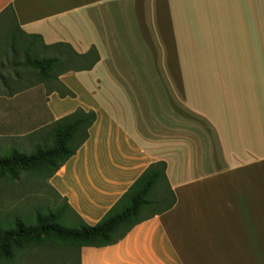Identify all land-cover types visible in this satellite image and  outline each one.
Here are the masks:
<instances>
[{
    "label": "crops",
    "instance_id": "1",
    "mask_svg": "<svg viewBox=\"0 0 264 264\" xmlns=\"http://www.w3.org/2000/svg\"><path fill=\"white\" fill-rule=\"evenodd\" d=\"M141 1L0 0V145L29 152L50 140L53 122L77 109L94 112L87 140L48 179L74 219L90 226L151 164L165 163L173 207L113 245L81 247L80 264H264V206L222 223L234 207L222 173H205L218 166L219 132H205L200 121L191 132V114L205 119L206 86L191 93L187 39L160 31L175 19L129 15ZM92 48L93 67L58 82L31 66L59 50ZM65 90L72 96H61Z\"/></svg>",
    "mask_w": 264,
    "mask_h": 264
},
{
    "label": "rangeland",
    "instance_id": "2",
    "mask_svg": "<svg viewBox=\"0 0 264 264\" xmlns=\"http://www.w3.org/2000/svg\"><path fill=\"white\" fill-rule=\"evenodd\" d=\"M141 2L134 14L130 11L134 9L127 10L129 15L159 22L175 19V27L158 25L165 29L160 31L171 35L174 29L187 39L184 48L190 53V83L195 84L191 93L198 85L206 86L205 119L191 114V132L196 121L205 132H219L213 153L218 166L205 173L221 172L224 192L230 195L234 212L228 208L223 225L234 224L237 215L245 221L247 209L256 212L264 206V0ZM205 145L207 149V139ZM13 147L23 150L20 145L1 144L0 156L8 157ZM46 176L22 173L14 181L0 179V222L26 220L37 211L59 206L62 200L51 190ZM232 177L237 179H233V187L228 183ZM222 206H226L223 201ZM65 213L69 221L63 225L75 226L72 213ZM0 264H77L76 249L44 243Z\"/></svg>",
    "mask_w": 264,
    "mask_h": 264
},
{
    "label": "trees",
    "instance_id": "3",
    "mask_svg": "<svg viewBox=\"0 0 264 264\" xmlns=\"http://www.w3.org/2000/svg\"><path fill=\"white\" fill-rule=\"evenodd\" d=\"M58 46L64 45L55 47ZM97 60L93 48L85 55H77L71 49L59 50L54 55L32 59L31 66L40 79L58 82V75L72 69L88 70ZM60 95L72 96L68 90ZM95 120L94 112L77 109L53 122L48 129L50 140L47 143L36 145L29 152L12 148L8 157L0 156V179L14 181L22 173L46 174L49 179L87 140L88 130ZM174 204L175 196L166 179L165 163L151 164L93 226L76 219L75 226H64L63 223L69 221L65 212L70 211L65 199L55 209L37 211L26 220L14 218L7 225L0 222V263H9L26 249L50 243L75 248L77 264H80L81 247L113 245L134 226L170 210Z\"/></svg>",
    "mask_w": 264,
    "mask_h": 264
}]
</instances>
